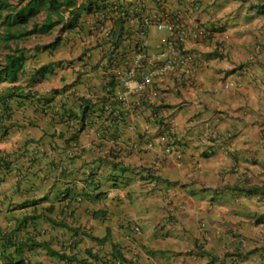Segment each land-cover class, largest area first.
Segmentation results:
<instances>
[{"label": "crops", "instance_id": "0c3cea01", "mask_svg": "<svg viewBox=\"0 0 264 264\" xmlns=\"http://www.w3.org/2000/svg\"><path fill=\"white\" fill-rule=\"evenodd\" d=\"M135 1L145 12L160 8L161 1L164 8L184 18L190 32L200 26L207 34L184 45L191 64L151 89V103L161 107L160 115L156 118L151 109L130 100L127 120L113 145L100 141L95 129L86 130L79 140L83 152L72 174L64 178L58 170L51 174L45 170L26 176L21 179L20 196L7 200L20 205L46 197L35 210L57 208L50 215L53 222L47 217L52 224L48 239L53 240L54 249L66 247L75 257L63 262L52 257L49 264L91 263L90 250L102 262L111 257L113 248L124 255L122 264H230V258L224 259L226 253L264 246V2ZM256 5L263 9L257 11ZM65 36L66 63L55 59L59 48L52 57L58 72L49 81L51 89L60 91L58 102L66 95H89L107 79L103 70L98 76L92 70L85 75L78 72L81 66L96 65L99 56L82 61L92 41L83 43L74 32ZM27 118L22 125L30 122ZM34 118L41 125L48 121L38 115ZM56 127L57 133L64 130L61 124ZM29 134L40 137L42 131L20 130L0 148L15 151ZM168 146H175L180 157L176 152L165 154ZM99 158L106 159L95 165ZM25 166L26 160L21 162ZM90 172L96 173L99 185L91 192L95 197L99 194L94 202L83 194L80 203L68 209L71 197L68 203L56 200L68 186L71 195L82 192L84 186L89 191L84 178ZM16 181L7 183L12 195L19 187ZM235 186L259 190L248 194L226 188ZM48 227L40 224L41 230ZM68 227L88 235L75 237ZM109 236L110 241H97ZM242 264H264V255L256 252Z\"/></svg>", "mask_w": 264, "mask_h": 264}, {"label": "trees", "instance_id": "16d2710c", "mask_svg": "<svg viewBox=\"0 0 264 264\" xmlns=\"http://www.w3.org/2000/svg\"><path fill=\"white\" fill-rule=\"evenodd\" d=\"M13 1L0 0V144L8 142L14 133L26 128L22 125V120L26 118V114L30 110L34 112L30 117L31 126L40 129L42 134L40 137L29 134L30 138L19 147L20 149L15 151L11 152L8 149L0 148V212L3 202L6 203L9 210L14 211L18 207L17 203L11 204L7 200L16 197L19 191V189L16 190L13 195L8 192L11 186L7 183L12 179L19 182L26 176H37L38 173L45 170L50 174L58 170L62 177L67 178L72 174L71 169L76 165L78 159L80 160L81 152H83L79 144L83 132L95 129L99 135L98 139L109 143L111 140L116 141L120 138L121 127L127 120L125 106L114 98L117 86L113 77L107 76L100 89L89 95H66L65 99L60 102L57 101V96L60 94L58 89L52 88L41 92L40 84L57 74L58 65L52 62L47 64L39 62L40 55L34 54L33 51H44L50 56H54L63 44V40H67L65 35L75 33L77 30H80V33H86L87 28L82 29L84 18L100 12L104 13L105 17L93 16L96 17L97 27L101 29L110 26L111 28L109 36L101 37L105 44L110 45L109 51H104L105 55L101 59L103 63L108 61L105 59H111L112 55L110 54L114 52V48L116 51L121 47L133 46L134 35L129 31L132 16L137 14V20L143 21L141 16L143 10L136 6L135 0H110L111 2L109 0L97 2L94 0H23L17 1L15 4ZM111 4V9L106 10ZM251 6L253 9L254 5ZM255 8L257 11L263 9L260 5H256ZM137 10H141V13H136ZM42 15H44V20L36 21ZM59 26H61L60 33L65 36L64 39L59 36L53 42L41 46L39 49H28L22 46L21 42L39 34H50ZM138 44L141 45V42ZM99 70V65L88 68V71L96 76H98ZM22 80L24 82H21ZM68 88L65 86L64 91L67 92ZM141 103V106L151 109L156 118L160 115L161 107L157 108L154 107V104H146V101ZM35 115L46 117L48 121H44L41 125L34 118ZM56 124L63 125L64 130L57 133ZM55 137L59 139L56 140ZM108 154L110 157L114 156L112 153ZM105 159H96L94 163L100 165ZM25 160L28 162V166L23 169L21 162ZM96 179V173L93 172L84 178V185L86 183V188L89 191H86L85 186L82 188V192L73 195L70 194V188H68L71 186L64 190L65 199L71 197L67 204L68 209L74 207L75 203H80L83 194L90 197L91 202H94V198L99 195L97 194L95 197L91 194L99 188ZM226 188L244 191L248 194H254L259 190L257 187ZM30 218H35V216L20 215V218L14 216L13 226L0 224V261L2 264H30L26 258L29 256L28 252L39 248H46L49 255L58 258L60 262L72 261L75 256H70V251L66 247H61L60 251H57L51 246V243L49 246V243L44 241L39 242L32 237H26ZM56 224L61 226L59 223ZM68 230L75 237L79 236L78 234L88 235L71 227H68ZM98 240L100 239L98 238ZM71 243L74 244V240ZM260 251L264 255V246L253 250L239 248L234 252L226 253L224 259L230 258V264H242L244 260ZM89 254L94 259L90 264H117V259L126 261L118 248L114 250L112 257L102 262L93 253V250H90ZM208 256L213 257L214 255L208 254ZM224 259H218V261L223 262Z\"/></svg>", "mask_w": 264, "mask_h": 264}, {"label": "built area", "instance_id": "2783aa9c", "mask_svg": "<svg viewBox=\"0 0 264 264\" xmlns=\"http://www.w3.org/2000/svg\"><path fill=\"white\" fill-rule=\"evenodd\" d=\"M159 4L160 9H155L152 12L143 11L141 16L144 22L137 20V14L133 15L130 20L129 31L133 35L142 36L145 30L153 26L165 29L166 34L162 37L165 50L160 54H149L140 47L131 48L129 55L118 66L108 70V72L111 71L110 73L118 87L115 97L125 105L132 99H136L138 102L144 99L151 100V88L162 83L163 78L168 73H173L182 66H188L187 63H192L191 56L187 57L183 53L184 45L192 36L198 38L205 36V31L200 28H197L195 33L190 32L180 16L164 8L161 1ZM138 12L141 13V10H137L136 13ZM104 15V13L98 14L102 18L105 17ZM97 30L103 36H109L111 28L109 26ZM193 67L191 72L195 73L197 67ZM174 150L173 146H169L165 149V153L169 154Z\"/></svg>", "mask_w": 264, "mask_h": 264}, {"label": "clouds", "instance_id": "9594fccd", "mask_svg": "<svg viewBox=\"0 0 264 264\" xmlns=\"http://www.w3.org/2000/svg\"><path fill=\"white\" fill-rule=\"evenodd\" d=\"M21 2V1H23V0H14L13 2H14V4L16 3V2ZM113 4V3H112ZM112 4L109 6V8H107L106 10H110L111 9V7H112ZM115 4H118V2H115ZM139 7V9L140 8H142V10L143 11H145V9L146 8H144V7H141V6H138ZM156 7V9H160L158 6H155ZM100 12H96V14H94V15H91L90 17H87V18H84V20H83V24H82V26H84V28H86V27H88V29H87V32L85 33V32H83V33H80L81 31L80 30H77V32H75L76 33V36L77 37H80V40L84 43L85 41H88V40H91L92 42H94V45H91V44H93L92 42L90 43V47L86 50V51H84V53H83V55H82V61L83 60H85V61H89V60H91L92 58H94V57H97V56H99V59H98V61H97V64L96 65H99L100 66V70H103V71H105L106 72V74H107V76H109L110 78L111 77H113L112 75H111V71H109L108 72V70H110V69H112L113 67H115V66H118L119 65V63L121 62V61H123L128 55H129V53H130V49L131 48H135V47H137V48H141V49H144L147 53H149V54H151V53H156V54H160L161 52H163V50H165V46H164V44H163V42H162V40H157L156 39V41H155V38H154V34L152 33V29H154V27L155 26H153V27H151V28H149V29H147V30H145V32H144V34L141 36V35H138V36H136V35H134V44H133V46L132 47H130V46H128V47H121V49H119V50H116L115 51V48H114V52H112L110 55H112V57H111V59L109 60V59H105V60H108V61H105V62H101V59L104 57V51H109V49H110V45L109 44H105L104 42H103V40L101 39V37L103 36L102 34H100L99 32H98V28L99 27H97V25H96V17H98V14H99ZM93 16H96L95 18L93 17ZM184 22H185V20H184V18H182V17H180ZM36 21H40V19L38 18ZM187 26V25H186ZM60 27L61 26H59V27H57V28H55L53 31H55L56 29H58L59 28V31H60ZM188 27V26H187ZM197 28H201V29H203L202 27H197ZM189 30H190V28H188ZM204 30V29H203ZM53 31H51V33L53 32ZM205 31V30H204ZM166 34V32L164 33V34H162V36L161 37H163V35H165ZM193 35V34H192ZM206 31H205V36L204 37H202V38H198V37H195V36H192L191 38H197V39H200V40H202L203 38H205L206 37ZM62 37L63 39H64V34H62V33H60V35H58L57 37ZM56 37V38H57ZM150 38L152 39V41H154V43L156 44V45H160L159 46V48H157L156 47V45L154 44V43H149L150 42ZM190 38V39H191ZM162 39V38H161ZM138 42H141V45L140 44H138ZM161 43V44H160ZM188 43V42H187ZM186 43V44H187ZM64 44V43H63ZM163 44V45H162ZM113 51V50H112ZM51 62H52V60H51ZM78 72L79 73H81V74H83V75H85V74H87L88 73V65H85V66H81V67H79L78 68ZM87 72V73H86ZM186 73V72H185ZM188 73V72H187ZM169 74H173V73H168V75ZM167 75V76H168ZM167 76H165L164 78H163V81L166 79V77ZM50 79H51V77L48 79L49 81H50ZM114 79V78H113ZM48 80H46V81H44L42 84H40V88H39V90L41 91V92H46V91H48V90H50L51 88L49 87V88H45L44 87V85H45V83L48 81ZM114 81H115V79H114ZM21 82H24V80H22ZM6 84H8V83H6ZM161 84V83H160ZM117 86V85H116ZM156 87V86H155ZM155 87H153V88H155ZM152 89V88H151ZM151 89H150V92H151ZM117 91H118V87H117ZM117 91H116V94H117ZM116 94H115V96H116ZM151 96H152V94H151ZM115 99H116V97H114ZM152 99H153V96H152ZM152 99L151 100H141L140 102H138V100H136V99H132V100H134L136 103L135 104H137L138 106L140 105H142V103L141 102H143V101H146V102H150L151 103V101H152ZM117 100V99H116ZM120 102V101H119ZM152 104V103H151ZM123 106H125V108H124V110H125V112L129 109V107H130V104H129V101H128V103L125 105V104H123ZM34 112L33 111H29L27 114H26V118L27 117H29V116H31L32 114H33ZM32 117V116H31ZM30 120V118H28V121ZM44 123V122H43ZM26 128V130L27 129H29V128H37V127H35V126H31V122H29V123H27V124H25L24 125ZM110 145H113L114 144V140H111L110 142ZM169 147V146H168ZM174 147V151L173 152H176L177 154H178V157H180L179 155V153L176 151V148H175V146H173ZM20 149V148H19ZM173 152H171V153H173ZM164 153H165V150H164ZM165 154H167V153H165ZM170 154V153H169ZM168 155V154H167ZM61 174V173H60ZM17 184L19 185V187L17 186V190L19 189V191L22 189L20 186H23L24 185V181H19V182H17ZM67 189V188H66ZM64 193V192H63ZM20 196V192H18V195L16 196V197H19ZM56 200L57 201H66L67 203H68V199H65V197H64V194H63V196L61 197H59V196H57L56 197ZM47 201V198L46 197H44V198H42V199H36V200H31V201H29V202H27V201H25V202H27V203H22V204H20V205H18V207L16 208V209H14V211H12V210H9L7 207H1V212H0V224H2V225H4V224H6V222L8 221H12L11 222V225H9V226H13V224H14V220H13V216H12V212H15L16 214L14 215V216H27V215H30L31 217L32 216H35V218H30V221H29V223L27 224V226H29L28 227V229L26 230V237H32L33 239H36V240H38L39 242L40 241H44V242H46V243H49V246H50V240L48 239V236L50 235V232L51 231H49V229L51 228V222L49 221V219L53 222V219L54 218H52L50 215H52V214H54V212L56 211V207L54 206V205H51V206H48L47 208H45V209H40V210H35V206L36 205H38V204H40L41 202H46ZM22 208H24V210H22ZM42 217H44L43 218V220H42ZM47 217H49V219H47ZM47 223L48 225H49V227L47 228V230H41V228H40V224L41 223ZM39 224V225H38ZM136 232L137 231H139V227H135V229H134ZM37 233V234H36ZM49 233V234H48ZM81 236H83V235H81ZM87 237V236H86ZM96 238V237H95ZM100 239V241H102V239L103 238H99ZM110 237H106V238H104V240L103 241H110ZM51 246H52V244H51ZM114 248L112 249V252L109 254V255H111V257H112V253L114 252ZM42 252V251H44L45 252V256H46V258L47 259H51L52 258V256H50L49 255V253H48V251H47V249L46 248H39V249H35V250H31L30 252H28L29 254L30 253H36V252ZM58 251V250H57ZM28 254V255H29ZM107 255V254H106ZM71 256V255H70ZM27 258V260L29 261V263L30 264H40L41 262H42V264H49V263H47V262H45V261H37L36 263H33V261L32 260H30L29 259V256L28 257H26ZM91 258H92V260L94 261V259H93V257L91 256ZM109 258V257H108ZM117 262V264H122L121 263V259H119V260H116ZM86 264H90V263H87L86 262Z\"/></svg>", "mask_w": 264, "mask_h": 264}, {"label": "rangeland", "instance_id": "374dc122", "mask_svg": "<svg viewBox=\"0 0 264 264\" xmlns=\"http://www.w3.org/2000/svg\"><path fill=\"white\" fill-rule=\"evenodd\" d=\"M249 1H251V0H249ZM255 1H258V2L261 1V3L264 2V0H255ZM43 20H44V15H42L40 17V21L39 22H42ZM157 28L158 29H152L151 31L154 34V38L155 39L162 40L161 36L166 31H165V29H163V28H161L159 26H157ZM58 35H60L59 28L56 29L55 31H53L50 34H39V35L33 36V37L29 38L28 40L21 42V44H22L23 47H27L28 49H39V47L47 45V44L53 42ZM151 42L154 43V41H152V39L150 38V42L149 43H151ZM60 48H62V50H61V52L58 53V58L55 57V59H60V60H62V62H60V63H63V62H65L63 60L67 59V56H68L66 54V53H68L67 44H65V43L62 44L60 46ZM33 53L34 54H36V53L39 54L40 55V59H38V61L42 62L44 64H47V63L51 62L52 57H53V56H50L47 52H44V51H33ZM44 87L45 88H49L50 87L49 80L45 83ZM15 139H17V137H15L14 140ZM8 145L9 144H7V147H8ZM0 147L1 148L4 147V144L2 143ZM3 206L6 207V203L5 202H3ZM18 218H20L19 215H18ZM223 251H224V249H223ZM44 254H45L44 251H42V252L39 251V252H36V253H30L29 254V259L32 260L33 263H36L37 261H45V262H47L48 259H46V256ZM0 264H2L1 261H0Z\"/></svg>", "mask_w": 264, "mask_h": 264}]
</instances>
